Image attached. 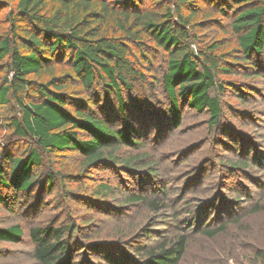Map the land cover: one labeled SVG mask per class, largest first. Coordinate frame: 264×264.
I'll return each instance as SVG.
<instances>
[{"label":"rangeland","instance_id":"1","mask_svg":"<svg viewBox=\"0 0 264 264\" xmlns=\"http://www.w3.org/2000/svg\"><path fill=\"white\" fill-rule=\"evenodd\" d=\"M97 1H103L114 13V18L103 26L111 34H121L118 23L125 20L122 11L163 19L166 8H170L176 25V10L188 20L185 29L194 51L215 43L214 55L221 66L233 70L219 73L216 81L223 87L212 91L220 100V123L211 125L207 111L198 112L179 101V126L158 120L137 140L139 147H122L117 152L144 157L146 162L136 168V174L144 175L143 171L148 170L154 175L150 183H137L122 163L83 169L79 153L66 150L48 154L32 139L17 135L9 124L20 119L21 112L9 93L7 100H0V153L7 149L13 157H23L33 148L38 150L42 163L33 170L34 185L28 193H18L15 203L9 206L0 204V226L19 224L23 230L18 242L0 241V264H38L28 229L47 224L72 225L74 236L81 242L126 241L148 227L150 234L156 235H137L141 245L186 237L181 264H264V69L258 79H252L248 77L254 70L236 63L239 51L230 29L233 9L224 0H183L191 5H180L175 0H134L135 6L128 7L114 0ZM15 2L0 0V33L8 34L12 44L19 45L29 25L9 18ZM44 3L47 7L57 6L54 0ZM130 31L136 36H121L141 76L130 81L134 93L128 95L139 98L145 106H164L161 79L167 51L144 29L131 25ZM12 32L19 37L13 38ZM10 62L9 55L0 61V84L10 74ZM52 64L49 74L32 78L42 80L69 69L65 63ZM68 75L69 89L81 92L79 80ZM252 86L254 89L247 91ZM22 99L23 103L36 100L34 90H28ZM48 175L52 176L51 182ZM129 195L146 199L139 202L129 199ZM151 200L157 201L156 207L151 206ZM222 224L223 229L216 235L204 233ZM81 257L75 256L74 260ZM84 257L88 264H106L98 254Z\"/></svg>","mask_w":264,"mask_h":264},{"label":"trees","instance_id":"2","mask_svg":"<svg viewBox=\"0 0 264 264\" xmlns=\"http://www.w3.org/2000/svg\"><path fill=\"white\" fill-rule=\"evenodd\" d=\"M54 1L56 7H47L44 0H16L15 11L9 13V18L27 22L29 27L24 28L19 45H13L8 34L0 33V61L8 55L11 58L10 74L0 84V100H7L11 93L19 104L21 117L9 124L17 135L32 139L48 154L66 150L79 153L83 169L122 163L137 183H150L154 174L148 170L143 171L144 175L136 174V168L146 162L144 157L118 154L122 147H139L137 140L158 120L166 119L179 126L182 117L179 101L198 112L207 111L211 125L220 123V100L212 91L223 87L217 83V75L233 70L221 66L214 55L215 43L196 51L189 46L190 36L185 29L188 20L178 10L175 11L178 25L170 8H166L163 19L133 10L122 11L125 20L118 23L121 34L116 35L103 27L108 19L114 18L103 1ZM224 1L233 9L230 29L239 51L236 63L254 70L248 78L258 79L264 69V0ZM114 2L135 6L134 0ZM175 2L191 5L183 0ZM131 25L147 31L167 51L161 79L164 106H145L139 98L128 95L134 93L130 81L135 82L141 76L129 59L124 42V38L136 36L135 31H130ZM12 35L19 37L14 32ZM52 61L69 67L66 72L79 80L81 92L69 89L67 73L51 74L42 80L32 78L49 74L53 70ZM233 87L241 91L234 83ZM251 89L253 86L247 91ZM28 90H34L36 100L23 103L22 96ZM41 163L38 150L33 148L23 157H13L4 149L0 153V190L8 193H0V204L9 206L15 203L18 193L32 189L33 170ZM48 177L51 182L52 176ZM129 197L139 202L146 199L140 195ZM150 203L157 206L155 200ZM223 227L224 224L205 229L204 233L214 236ZM149 231L143 227L137 235L149 237L152 235ZM22 233L19 224L0 226V241L18 242ZM75 234L68 224L30 226L28 235L34 245V259L38 264H88L84 256L98 254L106 264H181L187 243L184 235L141 245L137 235L126 241L81 242ZM75 256L82 257L75 261Z\"/></svg>","mask_w":264,"mask_h":264}]
</instances>
